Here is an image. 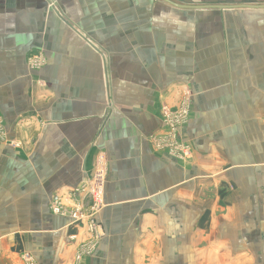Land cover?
<instances>
[{
    "label": "crops",
    "instance_id": "1",
    "mask_svg": "<svg viewBox=\"0 0 264 264\" xmlns=\"http://www.w3.org/2000/svg\"><path fill=\"white\" fill-rule=\"evenodd\" d=\"M187 93L176 160L151 137ZM0 122V264H76L89 220L81 264H264V8L0 0Z\"/></svg>",
    "mask_w": 264,
    "mask_h": 264
},
{
    "label": "built area",
    "instance_id": "2",
    "mask_svg": "<svg viewBox=\"0 0 264 264\" xmlns=\"http://www.w3.org/2000/svg\"><path fill=\"white\" fill-rule=\"evenodd\" d=\"M180 104H181V106L179 107L178 110L177 109L169 110L167 107L162 108L164 127L167 128V129L165 128V131L168 132V135H171L174 133L176 135L178 133V130L181 128V126L186 124L187 114L189 112V109H188L189 108V94L188 93L184 94V98ZM175 111L178 113H175ZM168 135H165L164 137H161L160 135L159 136H153V137H151V140L156 143V146L158 149L163 147L165 152L170 157H172L176 160H188L191 157V153H190L192 151L191 147H188L187 145H179L178 143H176L174 141H171V142L176 146H174L172 148L164 147V144L166 143L165 141H167ZM160 150H162V149H160ZM101 190H102V184H101ZM75 193L76 194H84L85 190L81 189V190H79V192L76 191ZM102 205L103 204H102L101 199H95L94 200L93 207L91 209L92 216L95 215L97 212H99L102 209ZM50 209L54 215L69 217L74 222H81L85 218L82 214V210H81L80 205H76L75 209H73L72 211H69L63 206L62 198L59 196L53 197V199L51 201ZM87 227H88L89 234L91 235V238L93 239V242H97L101 237L99 226L94 221L89 220V224L87 225ZM89 255L90 254H87V256H89ZM24 257L28 263H31V262H32L31 264L34 263L32 257L29 254L25 253ZM76 259L79 260L80 256H76Z\"/></svg>",
    "mask_w": 264,
    "mask_h": 264
},
{
    "label": "rangeland",
    "instance_id": "3",
    "mask_svg": "<svg viewBox=\"0 0 264 264\" xmlns=\"http://www.w3.org/2000/svg\"><path fill=\"white\" fill-rule=\"evenodd\" d=\"M263 4H264V1H263ZM33 66H35V67H37V66H39L36 62L35 63H33ZM182 102V101H181ZM181 106V104L177 107V110L179 109V107ZM164 107H166V106H164ZM163 108V107H162ZM169 110H171L169 107H167ZM172 110H175V109H172ZM176 110V111H177ZM175 111V113H178V112H176ZM162 113V112H161ZM166 128V127H165ZM165 128H164V132L163 133H161L160 134V136L161 137H164L165 135H168V132H166L165 131ZM4 128H3V125H2V123L0 122V137H2L3 136V133H4V130H3ZM167 129V128H166ZM175 133L174 134H171V135H168V137H167V141H165L166 143L164 144V147H168V148H172V147H174V146H176V145H174L171 141H174V142H176V143H178L179 145H187L188 147H190L186 142H184V141H182V140H180V138H179V130H178V133L175 135ZM174 136V137H173ZM173 137V138H172ZM4 139V137L2 138V140ZM10 146H13L14 147V144H9ZM159 149H162L163 151H165L164 149H163V147L162 148H159ZM191 151V150H190ZM191 153V156H192V151L190 152ZM189 159H191V157L189 158ZM188 159V160H189ZM99 184H101V182H99ZM92 207H93V203H92V205H91V209H92ZM96 243L97 242H93V239L91 238L89 241L87 240V241H84V242H82L79 246H78V248H77V251L79 252H76V256H80V259L79 260H77L76 259V256H74V260H75V263L76 264H81V259L82 258H84V257H88L87 256V254H90L92 251H93V249H94V247L96 246ZM84 252V253H83ZM25 254V253H24ZM24 254H22L21 256H20V261L22 262V264H31V263H28L27 262V260L25 259V257H24ZM30 255V254H29ZM84 255V256H83ZM31 256V255H30ZM31 261V260H30ZM34 261V260H33ZM35 263V262H34ZM33 263V264H34Z\"/></svg>",
    "mask_w": 264,
    "mask_h": 264
},
{
    "label": "water",
    "instance_id": "4",
    "mask_svg": "<svg viewBox=\"0 0 264 264\" xmlns=\"http://www.w3.org/2000/svg\"><path fill=\"white\" fill-rule=\"evenodd\" d=\"M50 2V0H47ZM160 2H164L173 8L180 9V10H189V11H198V10H218V11H224V10H234V9H262L264 6H247V5H238L233 7H219V6H205V7H199V6H181L177 5L169 0H158ZM53 3V2H52Z\"/></svg>",
    "mask_w": 264,
    "mask_h": 264
}]
</instances>
